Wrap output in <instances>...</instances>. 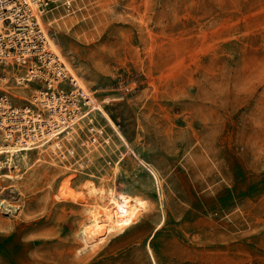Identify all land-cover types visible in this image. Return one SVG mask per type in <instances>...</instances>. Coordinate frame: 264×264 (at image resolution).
Masks as SVG:
<instances>
[{"label":"rangeland","instance_id":"374dc122","mask_svg":"<svg viewBox=\"0 0 264 264\" xmlns=\"http://www.w3.org/2000/svg\"><path fill=\"white\" fill-rule=\"evenodd\" d=\"M53 15L58 51L158 175L157 264H264V0H74ZM11 69L24 73L0 68L3 88L30 106ZM96 115L102 134L68 133L56 166L28 151L13 180L0 155V264H150L149 175ZM88 183L155 210L85 249Z\"/></svg>","mask_w":264,"mask_h":264},{"label":"built area","instance_id":"2783aa9c","mask_svg":"<svg viewBox=\"0 0 264 264\" xmlns=\"http://www.w3.org/2000/svg\"><path fill=\"white\" fill-rule=\"evenodd\" d=\"M73 1L0 0V68L23 69L21 81L39 84L37 102L46 109L33 104L18 107L0 95V142H12L22 151L32 149L44 145L48 137L61 138L80 124L94 127L89 131L92 135L102 134L96 129V110L51 50L40 25V18L53 16L59 8L70 10Z\"/></svg>","mask_w":264,"mask_h":264},{"label":"bare ground","instance_id":"6f19581e","mask_svg":"<svg viewBox=\"0 0 264 264\" xmlns=\"http://www.w3.org/2000/svg\"><path fill=\"white\" fill-rule=\"evenodd\" d=\"M65 12H68L67 9H64ZM55 15L49 17H44L43 19L40 18V25L43 29L51 50L54 51L56 54L59 55L61 60L64 63V69L73 77L74 80L77 81L78 85L82 88L85 95L89 98V103L93 109L97 111L100 118L103 120L104 124L109 128L111 133L114 135L116 139H118L123 145H125V151L123 152V157H126L128 154L133 155L138 163L146 170L149 175L153 190L156 195V200L158 202L159 214L160 218L158 223L152 229L147 241L145 242L144 248L149 258L150 264H157L156 258L153 254L152 248L150 246L151 240L154 238L157 231L165 224V213L162 206V197H161V190H160V182L157 173L149 167L145 162H143L139 156L134 152L133 149L127 144L124 136L122 135L118 125L114 122V120L110 117V115L103 109L102 103H106L109 98H105L102 101L97 100V98L93 95V91L89 92L86 88H84L83 84H81L80 80L74 75L70 65L66 62L62 54L58 51L57 46L52 38L51 35L48 34L47 27L55 29L59 25V20L64 19L65 17H60L57 19L54 17ZM65 16V15H64ZM54 17V18H53ZM53 18V19H52ZM13 68H18L14 67ZM9 71L12 72V75L9 74ZM22 69L19 68V72L21 73ZM17 70L11 69L6 71L7 75L13 76L15 79V91L19 94L16 96L22 97L23 92L26 88L31 92L29 100L27 104H33L36 108L45 111V108L37 102V95L41 91L38 87L31 88L29 85L30 83L22 82L23 75L17 74ZM6 80L4 75L0 74V92L6 95L8 98L9 96H14L8 93L3 87H5V83L3 81ZM101 91V90H100ZM98 92L95 90L94 93ZM105 92V91H104ZM21 93V94H20ZM82 126V128H81ZM83 124H80L73 131L68 132L71 133L72 137L77 133V131L82 132ZM101 126H96V129L102 131ZM94 127H87V130H93ZM86 130V131H87ZM63 135L61 138H54L48 137L47 141L41 145H37L36 148L32 149H20L19 145H16L12 142H0V155H5L3 159L4 166L0 165V168L6 167L10 169L9 172L3 176L6 178L13 179L16 178L15 176H21V174H15L18 170V167L13 164L14 170L11 169L12 163L14 161V157H20L22 159L23 165L29 166V152L36 150L35 162H42V163H49L52 166H56L58 164L56 161V156L60 159L58 162L60 163L61 160H64L65 154L63 151L64 143L61 144L59 140H63L66 136V139L69 140L68 135ZM88 134V133H87ZM34 139H31L33 141ZM59 142H56V141ZM90 144L96 143V138H90L88 140ZM109 138L106 139L107 144L109 143ZM46 146V147H45ZM46 148V149H44ZM67 151V150H66ZM122 157V158H123ZM29 162V163H28ZM34 162V163H35ZM31 164V163H30ZM64 167H68V164L62 162ZM2 166V167H1ZM87 189V196L84 201V210L87 214L86 222L84 227L81 230V239L84 243L85 249H92L95 245H98L102 241H104L110 234L116 232H122L126 230L130 225L134 224L140 216L143 214H150L155 210V204L151 200L142 199L139 197H131L126 195H116V192L113 188H100L99 190H94L93 187L88 183L85 187Z\"/></svg>","mask_w":264,"mask_h":264}]
</instances>
